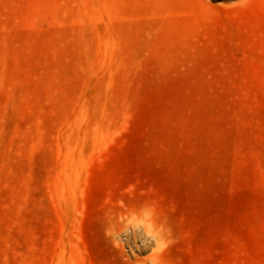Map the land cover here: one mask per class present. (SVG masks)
I'll return each instance as SVG.
<instances>
[{
    "label": "rangeland",
    "instance_id": "obj_1",
    "mask_svg": "<svg viewBox=\"0 0 264 264\" xmlns=\"http://www.w3.org/2000/svg\"><path fill=\"white\" fill-rule=\"evenodd\" d=\"M0 264H264V0H0Z\"/></svg>",
    "mask_w": 264,
    "mask_h": 264
}]
</instances>
